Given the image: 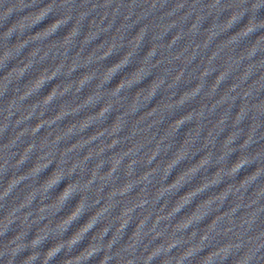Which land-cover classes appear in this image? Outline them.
<instances>
[{
	"label": "clouds",
	"instance_id": "obj_1",
	"mask_svg": "<svg viewBox=\"0 0 264 264\" xmlns=\"http://www.w3.org/2000/svg\"><path fill=\"white\" fill-rule=\"evenodd\" d=\"M56 185H58V184H56ZM66 188V187H65Z\"/></svg>",
	"mask_w": 264,
	"mask_h": 264
}]
</instances>
